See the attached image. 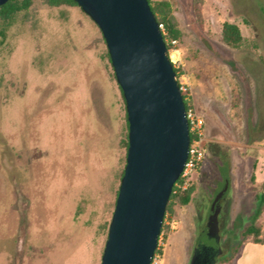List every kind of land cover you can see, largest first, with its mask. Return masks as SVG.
<instances>
[{
    "label": "rangeland",
    "instance_id": "rangeland-1",
    "mask_svg": "<svg viewBox=\"0 0 264 264\" xmlns=\"http://www.w3.org/2000/svg\"><path fill=\"white\" fill-rule=\"evenodd\" d=\"M153 1L169 2L181 31L167 36L178 40L177 78L204 120L205 157L190 202L165 215L152 264H191L211 231L216 264H264L262 253L240 252L264 162V0ZM225 23L239 26L238 46L222 40ZM107 53L80 6L36 0L0 29V264L101 263L128 134Z\"/></svg>",
    "mask_w": 264,
    "mask_h": 264
},
{
    "label": "water",
    "instance_id": "water-1",
    "mask_svg": "<svg viewBox=\"0 0 264 264\" xmlns=\"http://www.w3.org/2000/svg\"><path fill=\"white\" fill-rule=\"evenodd\" d=\"M7 0H0V5ZM99 26L129 123L126 166L100 264H152L166 207L188 158L190 131L185 101L168 47L148 0H76ZM219 191L209 212V228ZM212 234L191 264H216Z\"/></svg>",
    "mask_w": 264,
    "mask_h": 264
},
{
    "label": "trees",
    "instance_id": "trees-1",
    "mask_svg": "<svg viewBox=\"0 0 264 264\" xmlns=\"http://www.w3.org/2000/svg\"><path fill=\"white\" fill-rule=\"evenodd\" d=\"M35 1L36 0H7V2L0 5V29L2 31L8 30L14 24L17 15L20 13L28 12L32 8ZM41 1H43L49 7H60L64 5L79 6L76 0H41ZM148 1L150 3L151 9L157 15L158 22L165 24L166 29L169 33V37L180 39L181 31L177 28V26L174 23V19L170 13L169 2L168 1H153V0H148ZM164 37L165 39H167L168 36L164 35ZM221 38L229 46H233V47L238 46L242 40V33H241L239 26L233 23L223 24L222 31H221ZM166 44H167V47L170 48L168 41ZM107 55H108V58L110 59L109 51ZM174 69L178 77L179 71L175 67ZM119 88L121 90L122 97L126 105V101L123 95L122 88L120 86ZM181 92H182V95L185 101L186 111H188L190 108H192V105L190 104V102L186 100V93L183 90H181ZM126 115H127V110H126ZM127 126H128V131H129L128 117H127ZM190 136L192 138V134H190ZM125 146L128 151V146H129L128 134H127V138L125 141ZM179 180H177L176 183H178ZM253 180H254V176H253ZM176 183L173 186V190H172V193L170 195V198H169V201L166 207V213L169 211H172L174 205L176 204L186 205L191 200L192 192L194 191V186L191 185L187 190L183 192H175ZM256 197H257V208L252 216L250 224L243 231L242 235L244 237V240L243 242H241V244L247 241H250L253 243H263L264 244V231L262 229V225H263L262 220L264 217V192L257 194ZM165 215H164V220L166 217ZM164 220H163L162 228L164 226ZM162 228H161V232H162ZM156 251L157 250H155V252ZM226 260L228 261L230 260V258H226Z\"/></svg>",
    "mask_w": 264,
    "mask_h": 264
},
{
    "label": "built area",
    "instance_id": "built-area-1",
    "mask_svg": "<svg viewBox=\"0 0 264 264\" xmlns=\"http://www.w3.org/2000/svg\"><path fill=\"white\" fill-rule=\"evenodd\" d=\"M159 28L164 35H168L166 27L163 23H159ZM165 39V37H164ZM166 43L170 44L172 49L168 48V56L175 67L177 63H180V48H178V40L170 39L167 37L165 39ZM180 88L183 91H186L185 84L180 82ZM186 100L188 101V97L186 96ZM187 119L189 123V131L192 134V138L190 136V146L188 152V158L184 165V169L179 177L178 183H176V191L175 192H183L187 190L192 183V176L197 171L199 166L202 164L205 157V128H204V120L203 117L198 114L194 109L190 108L187 111Z\"/></svg>",
    "mask_w": 264,
    "mask_h": 264
},
{
    "label": "crops",
    "instance_id": "crops-1",
    "mask_svg": "<svg viewBox=\"0 0 264 264\" xmlns=\"http://www.w3.org/2000/svg\"><path fill=\"white\" fill-rule=\"evenodd\" d=\"M253 176H254L253 181H254L255 188L257 189L258 186L261 188V190L256 191V193L252 197L257 202L256 195L264 192V162L260 161L259 159L257 160ZM262 223H263L262 229L264 231V217H263ZM242 249H244V251H246V249H248L252 255H254L256 253H262L264 256V244L263 243H253V242L247 241V242H244L242 244L240 252L242 251ZM229 262H225L223 264H226ZM237 264H240V258H239Z\"/></svg>",
    "mask_w": 264,
    "mask_h": 264
}]
</instances>
